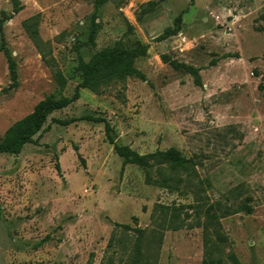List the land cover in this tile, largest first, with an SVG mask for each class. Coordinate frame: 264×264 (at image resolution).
<instances>
[{"label":"rangeland","instance_id":"rangeland-1","mask_svg":"<svg viewBox=\"0 0 264 264\" xmlns=\"http://www.w3.org/2000/svg\"><path fill=\"white\" fill-rule=\"evenodd\" d=\"M94 2L0 0L18 63L15 82L0 51V142L40 101L73 96L81 60L148 47L143 79L81 89L19 154L0 152V264H264V0ZM172 61L201 68L202 85ZM89 115L140 154L177 148L190 172L173 190L154 183L166 165L125 164Z\"/></svg>","mask_w":264,"mask_h":264},{"label":"trees","instance_id":"trees-1","mask_svg":"<svg viewBox=\"0 0 264 264\" xmlns=\"http://www.w3.org/2000/svg\"><path fill=\"white\" fill-rule=\"evenodd\" d=\"M108 0H95V12H97ZM95 17V16H94ZM99 24L93 22V28L90 32V42L95 44V38L98 33ZM181 29V17L178 18L174 28L167 31L166 36H172L177 34ZM2 35V44L0 51H3L8 60L10 73L13 80L16 82L18 78V63L13 57L10 49L6 46L3 38L2 24L0 27ZM31 35L34 39H37V29L31 30ZM148 47L146 45H139L131 49H127L117 42L112 47L103 48L96 52L89 61L81 60L79 64V70L81 71V82L75 89L72 97H65L60 99L46 98L40 101L34 108V110L15 122L6 132L4 138L0 142V152L19 154L23 147L27 143L34 141V136L42 131L43 126L48 116L56 110L69 106L72 102L80 98V90L88 89L97 94H101L112 83L117 81H124L129 77L144 78V75L136 67V61L139 58L147 55ZM226 56H231L226 54ZM213 65L216 63L214 60ZM172 65L176 69H183L194 76L195 83L199 86L202 85V76L200 74L201 68L191 65L172 61ZM55 80L58 86L63 89L67 84V79L64 74L57 70L55 71ZM85 119L94 122H103L105 124V132L108 141L113 144L116 153L124 159L125 164H137L148 168L154 164L166 165L170 170L171 175L163 176L161 180H155L154 183H160V185L169 189L177 188L178 184H181L183 179L179 178L180 173L190 172L191 161L184 157L180 150L175 147H171L167 150H157L149 154H140L127 145H120L116 142L113 135V127L109 121L105 118L86 116ZM60 123L68 124V121H60ZM147 180L152 181L150 172H147ZM207 224L216 225L218 218L214 214H210V208L206 210ZM180 228L181 224L175 226ZM220 241H224L226 238L218 235ZM231 259L235 264H239L238 260L234 256ZM213 263L214 260H211Z\"/></svg>","mask_w":264,"mask_h":264}]
</instances>
